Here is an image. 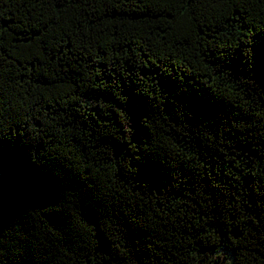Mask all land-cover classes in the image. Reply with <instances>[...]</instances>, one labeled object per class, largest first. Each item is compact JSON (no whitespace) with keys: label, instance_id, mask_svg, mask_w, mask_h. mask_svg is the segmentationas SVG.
Instances as JSON below:
<instances>
[{"label":"trees","instance_id":"16d2710c","mask_svg":"<svg viewBox=\"0 0 264 264\" xmlns=\"http://www.w3.org/2000/svg\"><path fill=\"white\" fill-rule=\"evenodd\" d=\"M0 264H264V0H0Z\"/></svg>","mask_w":264,"mask_h":264}]
</instances>
